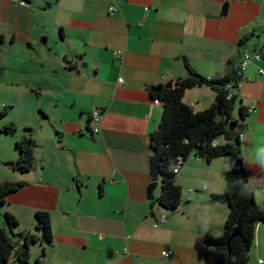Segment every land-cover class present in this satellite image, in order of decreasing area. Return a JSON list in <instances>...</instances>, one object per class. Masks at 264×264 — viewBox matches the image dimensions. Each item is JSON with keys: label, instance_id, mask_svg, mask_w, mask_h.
I'll return each mask as SVG.
<instances>
[{"label": "crops", "instance_id": "0c3cea01", "mask_svg": "<svg viewBox=\"0 0 264 264\" xmlns=\"http://www.w3.org/2000/svg\"><path fill=\"white\" fill-rule=\"evenodd\" d=\"M54 4L58 15L50 29L30 24L34 5ZM112 7L117 11L111 13ZM0 20L5 24L1 45L21 55L35 50L27 55L35 78L42 81L57 69L65 81L56 101L62 106L55 118L59 124L44 117L51 128L33 131V169H13L5 180L24 183L4 206L18 219L19 232L37 233V211L52 217L53 244L45 256L40 244L32 247L36 264H214L218 255L206 239L222 235L229 209L212 197L225 194L224 174L235 169L234 162L190 156L175 178L183 192L175 211L159 206L162 178L152 177L151 135L163 116L154 88L171 81L174 87L187 78L185 60L203 77L217 80L230 76L245 51L261 53L243 75L234 115L239 119L241 106L248 110L236 129L247 130L242 159L256 203L264 209V169L257 163L264 148V75L259 72L264 69V0H0ZM56 31L67 60L82 56L88 65L79 75L37 49L40 37ZM72 66L77 69L81 62ZM33 85L30 90L38 93L48 89L43 82ZM215 98L202 86L187 90L183 102L198 113ZM95 108L102 110L99 133L91 122ZM21 198L31 203L16 201ZM23 213L26 222H20ZM162 216L166 222L155 227ZM164 251L171 256L163 257ZM250 262L264 264V224L256 228Z\"/></svg>", "mask_w": 264, "mask_h": 264}, {"label": "trees", "instance_id": "16d2710c", "mask_svg": "<svg viewBox=\"0 0 264 264\" xmlns=\"http://www.w3.org/2000/svg\"><path fill=\"white\" fill-rule=\"evenodd\" d=\"M185 65L188 69L187 78L179 79L173 88L160 86L154 88L153 92L154 101L159 100L163 106V116L158 130L151 135V148L156 152L163 146L166 147L160 162L162 193L158 204L169 211H175L180 206L183 196L182 189L175 183L174 167L179 158L184 162L192 155L207 162L216 159L235 162L242 158V142L238 130L230 127L235 120L237 92L242 80L236 66H233L230 76L209 80L192 69L186 60ZM202 86H208L214 91L215 103L196 113L183 99L187 90ZM230 94L232 96L229 98ZM239 112L240 121H244L248 110L241 106ZM16 132L14 124L0 129V135L4 136H13ZM36 146L33 130L25 128L21 140L16 144L19 157L11 164L15 171L28 173L33 169ZM224 176L227 190L223 195L213 196L212 201L228 207V219L222 235L208 237L206 244L217 252L214 264H251L250 252L256 228L259 224H264V209L256 203L253 191L247 196L240 194L238 181L243 177L239 172L234 169ZM23 186L24 183L21 182L0 181V207L6 205L9 195ZM35 220L36 234L19 232L18 219L8 211L4 213L5 227L0 228V264H28L31 249L37 244L43 247L45 256L46 249L53 244L54 239L52 218L48 212L37 211ZM236 228L239 229V235L231 239L228 245Z\"/></svg>", "mask_w": 264, "mask_h": 264}, {"label": "rangeland", "instance_id": "374dc122", "mask_svg": "<svg viewBox=\"0 0 264 264\" xmlns=\"http://www.w3.org/2000/svg\"><path fill=\"white\" fill-rule=\"evenodd\" d=\"M53 6L43 5L37 7L33 6L31 13V18L29 17L30 24L35 26H42L46 29H50L52 26L51 21L56 19L58 15V9ZM0 20V26H4ZM1 30V27H0ZM42 38H47V45L41 43ZM57 39L59 40V31L50 33L49 35H43L39 39V46L37 49L50 53V57H58L61 62H64L66 54L61 51L59 47L61 44H57ZM36 49V48H35ZM35 50H30L26 55H21L17 48H12L9 44L3 46L0 44V129L5 126L14 124L16 126L17 132L13 136L0 135V181L5 182L6 178H11L15 173L12 166L13 158L19 157L18 151L16 150V144L20 138V133L24 128L32 129L33 131L51 128L49 120H52V124H59L56 121L57 116H61L62 106H58L56 101L60 96V84L65 82L61 76L62 72H58L57 69H53L52 73L47 72L44 78L41 80L35 78L34 74L31 72L35 69V66L29 64V59L27 55H31ZM51 72V71H50ZM43 82L48 89L42 90L40 93L37 91L30 90L35 85ZM50 84L54 87L53 90L49 89ZM43 85V86H44ZM32 86V87H29ZM28 87V88H27ZM36 87V86H35ZM238 110V104L236 106L235 112ZM57 114V115H56ZM46 117L47 119H43ZM27 123L28 126H24ZM240 129V128H238ZM237 129V130H238ZM54 136V134H52ZM41 138L47 139V133L42 134ZM161 178V176H159ZM16 201H23L27 204L31 203L28 198L24 200L21 198ZM16 205V204H14ZM16 211L21 210L20 207L14 206ZM23 209L21 210V212ZM4 207H0V224L4 226ZM46 212V211H45ZM21 218L20 222H26L24 213L19 215ZM34 216L32 217V219ZM52 218V217H51ZM4 228V227H0ZM29 264H36L35 255Z\"/></svg>", "mask_w": 264, "mask_h": 264}, {"label": "built area", "instance_id": "2783aa9c", "mask_svg": "<svg viewBox=\"0 0 264 264\" xmlns=\"http://www.w3.org/2000/svg\"><path fill=\"white\" fill-rule=\"evenodd\" d=\"M17 1L18 0H11V2H17ZM20 5L23 6L24 2H21ZM115 11H117V9L115 7H112L110 9L111 13H114ZM115 54H116V56L119 57V56H121L123 54V52L122 51H116ZM261 59H262V55H261V53L259 51H256L254 53L249 52V51H245L242 54L241 61L236 66V68L239 71V73L242 76V78H243L244 73L253 64V62L254 61H260ZM259 72H260V74L264 75V69H260ZM119 82L120 83H124L125 80L123 78H121V79H119ZM241 83H242V80L239 83V87H240ZM228 87L231 88V85H229ZM231 96L232 95L230 94L229 98ZM154 103L160 104L159 100H155ZM250 111L252 112V111H254V109H251ZM101 119H102V110L99 109V108L93 109L92 114H91V122H92V124L97 126L96 129L94 130L95 133H99L100 132L99 125L101 123ZM248 130H249V128H248ZM246 132H247L246 129H239L238 130V135H239V139H240L241 142H243L246 139ZM215 144H217V142ZM183 164H184V161L181 158H179L178 161H177L176 166L174 167V173L176 175L179 174V171H180L181 167L183 166ZM165 222H166V217L162 216L157 221V223L155 224V227H158L159 225H162ZM162 254H163V257H165V258H169L171 256V252L170 251H164Z\"/></svg>", "mask_w": 264, "mask_h": 264}, {"label": "water", "instance_id": "95a60500", "mask_svg": "<svg viewBox=\"0 0 264 264\" xmlns=\"http://www.w3.org/2000/svg\"><path fill=\"white\" fill-rule=\"evenodd\" d=\"M228 9H229V2H227L225 5H224V8H223V14L226 15L227 12H228ZM41 43L43 45H47V38H42L41 39ZM83 57L82 56H76L72 59V61H68L67 60V55L66 57L64 58V64H66V66L70 69V71H75L76 72V75H79L80 72H81V69H86L87 68V64L86 63H83ZM81 62V66L78 67L77 69H75L72 65L75 64V63H79ZM173 87V81H171L170 83L166 84L165 85V88L166 89H170ZM240 123V118L239 119H236L234 120L231 124H230V127L231 129H236L238 124ZM166 147L163 146L162 148H160L159 150H157L155 153H154V156L152 157L151 159V163H152V167H153V173H152V177L154 180L157 179V177L160 175V162H161V159L163 157V154H164V151H165ZM234 168L237 172H239L242 177H243V180L245 183H248L249 179H248V175L246 173V170L244 168V161L243 159H238L234 162ZM156 188V182H154L153 184L150 185V188L148 189V193H149V197L151 198L152 197V193L154 191V189ZM239 235V229L236 228L232 234V236L230 237V239L228 240V245H229V242L231 239H233L234 237L238 236Z\"/></svg>", "mask_w": 264, "mask_h": 264}, {"label": "clouds", "instance_id": "9594fccd", "mask_svg": "<svg viewBox=\"0 0 264 264\" xmlns=\"http://www.w3.org/2000/svg\"><path fill=\"white\" fill-rule=\"evenodd\" d=\"M257 163L262 169H264V148L260 149V158L257 159ZM238 184L241 187L240 194L242 196H247V194L253 190V184L251 178L249 179L248 183H244L243 179L241 178L238 181Z\"/></svg>", "mask_w": 264, "mask_h": 264}]
</instances>
